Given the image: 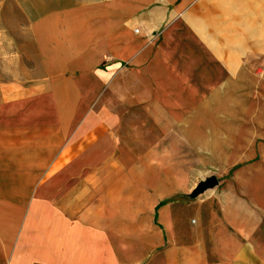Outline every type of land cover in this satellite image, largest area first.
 Instances as JSON below:
<instances>
[{
	"label": "crops",
	"instance_id": "1",
	"mask_svg": "<svg viewBox=\"0 0 264 264\" xmlns=\"http://www.w3.org/2000/svg\"><path fill=\"white\" fill-rule=\"evenodd\" d=\"M0 52V264H264V0H0Z\"/></svg>",
	"mask_w": 264,
	"mask_h": 264
},
{
	"label": "water",
	"instance_id": "2",
	"mask_svg": "<svg viewBox=\"0 0 264 264\" xmlns=\"http://www.w3.org/2000/svg\"><path fill=\"white\" fill-rule=\"evenodd\" d=\"M218 184L219 182L216 176H208L207 179L200 181L192 193L189 194V198L197 197L201 193L207 191L209 188L215 187Z\"/></svg>",
	"mask_w": 264,
	"mask_h": 264
},
{
	"label": "rangeland",
	"instance_id": "3",
	"mask_svg": "<svg viewBox=\"0 0 264 264\" xmlns=\"http://www.w3.org/2000/svg\"><path fill=\"white\" fill-rule=\"evenodd\" d=\"M2 19H3V17H2ZM12 22V21H11ZM13 23V22H12ZM8 24H10V22H9V20L6 22V23H3V28L4 29H9V26H6V25H8ZM6 51H8L7 52V54H9V55H11V54H13L14 52H16L18 49H16V48H12V47H9V48H7V49H5ZM1 53V52H0ZM1 55V54H0ZM20 65H23V68H24V70H26L27 72L28 71H31L32 70V64L30 63H24V64H20ZM16 66V65H15ZM260 66H264V65H260ZM2 67L3 66H1L0 65V76H1V72H2ZM205 180V179H204ZM197 187V186H196ZM213 188V187H212Z\"/></svg>",
	"mask_w": 264,
	"mask_h": 264
}]
</instances>
